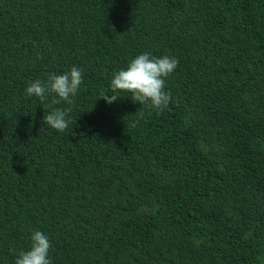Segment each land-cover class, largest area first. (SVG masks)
Segmentation results:
<instances>
[{
  "label": "trees",
  "instance_id": "1",
  "mask_svg": "<svg viewBox=\"0 0 264 264\" xmlns=\"http://www.w3.org/2000/svg\"><path fill=\"white\" fill-rule=\"evenodd\" d=\"M142 53L179 61L162 112L109 89ZM73 66L71 105L26 94ZM37 230L52 264H264V0H0V264Z\"/></svg>",
  "mask_w": 264,
  "mask_h": 264
},
{
  "label": "clouds",
  "instance_id": "2",
  "mask_svg": "<svg viewBox=\"0 0 264 264\" xmlns=\"http://www.w3.org/2000/svg\"><path fill=\"white\" fill-rule=\"evenodd\" d=\"M178 63L172 56L139 54L128 62L126 68L114 73L109 89L112 93H130L134 103L150 104L152 108L162 112L173 102L170 92L165 90V80L174 72ZM82 83V69L73 66L63 74H49L46 82L40 79L30 82L25 92L28 96L38 97L42 102L49 95H53L52 104H60L63 101L71 105V98L76 96ZM99 99L111 104L117 101L118 97L105 93ZM70 111V108H52L44 115L43 122L57 132H64L68 128L69 120L66 117ZM30 240L29 250L16 254L14 264H52L49 258V250L52 247L49 237L37 230L31 234ZM15 251L10 249V252Z\"/></svg>",
  "mask_w": 264,
  "mask_h": 264
}]
</instances>
